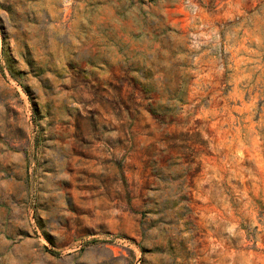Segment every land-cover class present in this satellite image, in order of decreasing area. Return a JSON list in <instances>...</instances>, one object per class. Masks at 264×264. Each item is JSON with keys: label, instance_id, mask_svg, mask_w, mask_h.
I'll return each instance as SVG.
<instances>
[{"label": "rangeland", "instance_id": "rangeland-1", "mask_svg": "<svg viewBox=\"0 0 264 264\" xmlns=\"http://www.w3.org/2000/svg\"><path fill=\"white\" fill-rule=\"evenodd\" d=\"M0 264H264V0H0Z\"/></svg>", "mask_w": 264, "mask_h": 264}, {"label": "crops", "instance_id": "crops-1", "mask_svg": "<svg viewBox=\"0 0 264 264\" xmlns=\"http://www.w3.org/2000/svg\"><path fill=\"white\" fill-rule=\"evenodd\" d=\"M167 145H168V147H170V142H168V144H167ZM209 145H210V143H209Z\"/></svg>", "mask_w": 264, "mask_h": 264}]
</instances>
